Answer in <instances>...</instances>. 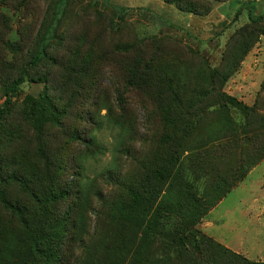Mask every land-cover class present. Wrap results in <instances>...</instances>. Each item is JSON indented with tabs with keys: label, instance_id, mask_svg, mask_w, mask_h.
<instances>
[{
	"label": "rangeland",
	"instance_id": "obj_1",
	"mask_svg": "<svg viewBox=\"0 0 264 264\" xmlns=\"http://www.w3.org/2000/svg\"><path fill=\"white\" fill-rule=\"evenodd\" d=\"M259 16L264 26V0L213 1L206 15L164 0H0V106H7L0 121V232L7 225L24 234L19 212L2 200L27 217L44 207L53 236L66 223L62 242L54 243L61 246L59 264L85 259L78 240L88 242L86 234L105 220L103 201L123 197L120 184L133 183L144 163L163 157L161 113L131 83L130 65H185L192 75L207 64L224 72L235 30ZM36 54L41 60L31 65ZM22 71L25 80L7 105L4 90ZM222 90L264 114V35ZM51 102L60 111L58 126L35 113ZM233 189L197 228L264 262V158Z\"/></svg>",
	"mask_w": 264,
	"mask_h": 264
},
{
	"label": "trees",
	"instance_id": "obj_2",
	"mask_svg": "<svg viewBox=\"0 0 264 264\" xmlns=\"http://www.w3.org/2000/svg\"><path fill=\"white\" fill-rule=\"evenodd\" d=\"M164 1L180 11L206 15L213 1L227 0ZM262 17L235 30L232 58L226 60L224 72L207 64L192 75L185 65L147 64L140 68L138 61L130 65L131 83L137 81L138 87L148 92L151 110L161 113L159 146L163 157L144 163L133 183L120 184L126 193L123 197L103 201L99 216L104 215L105 220L95 224L93 234H86L88 242L78 240L85 259L79 257L73 264H264L232 251L197 228L199 221L264 158V114L222 90L264 35V26L257 24ZM40 60L41 55L36 54L30 64ZM24 80L22 71L6 86L5 104L11 102ZM211 96L215 98L211 100ZM46 107L36 106V115L41 111L43 120L60 125L59 109L52 102ZM6 109L0 106V121ZM36 202L37 206L47 203ZM1 203L9 212H19L18 223L24 230L20 234L11 226L1 227V264L64 263L61 246L54 243L60 241L59 235L66 228L65 217L57 222L58 226L65 225L53 236L48 209L40 207L38 213L27 217L13 204ZM69 253V257L73 255Z\"/></svg>",
	"mask_w": 264,
	"mask_h": 264
},
{
	"label": "crops",
	"instance_id": "obj_3",
	"mask_svg": "<svg viewBox=\"0 0 264 264\" xmlns=\"http://www.w3.org/2000/svg\"><path fill=\"white\" fill-rule=\"evenodd\" d=\"M256 169V168H255ZM251 176V174H249L248 175V177H250ZM242 183V182H241ZM241 183L239 184V186H237L235 189H238V187H242V186H240L241 185ZM242 185H243V183H242ZM235 189H233V190H235ZM207 219H209V218H207ZM212 224H214V222L211 220L210 221Z\"/></svg>",
	"mask_w": 264,
	"mask_h": 264
}]
</instances>
